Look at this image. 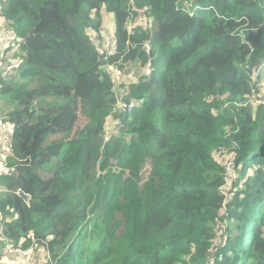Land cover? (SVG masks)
<instances>
[{"label":"trees","instance_id":"1","mask_svg":"<svg viewBox=\"0 0 264 264\" xmlns=\"http://www.w3.org/2000/svg\"><path fill=\"white\" fill-rule=\"evenodd\" d=\"M186 1L132 0L150 10L155 68L123 90L88 32L104 4L119 50L136 45L125 62L144 61L128 0H0L15 48L0 70V245L45 242L56 264H264V103L243 105L264 0H191V15ZM130 97L141 105L115 113Z\"/></svg>","mask_w":264,"mask_h":264},{"label":"clouds","instance_id":"2","mask_svg":"<svg viewBox=\"0 0 264 264\" xmlns=\"http://www.w3.org/2000/svg\"><path fill=\"white\" fill-rule=\"evenodd\" d=\"M189 2H191V4L188 5ZM182 5H183V7H182L183 11H187V12L189 11L188 13L191 15L192 11H190V10H192V8H193L192 1L191 0H187ZM129 6H132V11L134 13H132L131 11H128L129 15L126 18V24H125V27H124L127 35L129 36V35L133 34L136 28L137 29H141L146 34V37L143 38L140 41L141 50H142V52L144 54V61L139 59L140 62L142 63V71H141L140 75L138 76L137 80L135 81V83H136V82L140 81L143 78L144 79L149 78L152 75V73L154 72V68H155V65H154L155 62L154 61L155 60H154V56L152 54V36H151V33H150L152 31L151 28L153 27V22L149 18V16L148 17L146 16V15L150 14V10H149L148 7H146V8H148L147 12L141 14V12L139 11L140 9H137L133 5L132 0H128V7ZM100 10H104L106 12V14L104 16L100 17V21L102 22V28L98 32L94 31V30H91L90 32H88V35H89L90 40L95 44L96 51L98 52L99 56H102L103 59H104L103 70L107 73L111 83L113 85H117L116 82L114 81V78L116 76H118L120 73L125 72L126 67H124L122 65L124 63H126L125 61H127V60H125L124 58H125V56H126V54L128 52H130L132 49H134L136 47V45H135V43L133 41L129 40L126 43V49H124L123 51L119 50V48H118L119 44H118V39H117L118 26H117V23H116V19L114 18L113 14L107 12V8L104 6V4H103V6H102V8ZM135 14H137V15H135ZM141 18L143 19V23L142 24L138 22V19H141ZM145 18L149 19L151 21L152 26L150 28H146V23H145L146 19ZM107 28H110L111 30H113L112 45H111V48L109 50H106L104 48L103 44L96 43V42H94L91 39V35L92 34H96L98 38H101L103 31L105 29H107ZM6 33L9 34L7 31H6ZM9 35H11V34H9ZM240 35L243 37V35H244L243 32H241ZM100 47L104 48V52L103 53H99L98 48H100ZM111 56H113V60H109V57H111ZM111 67L116 70V73H112L110 71ZM128 68H129V66H127V69ZM245 68H247L246 65H245ZM254 69H256V68H254ZM251 72H252V69L250 68V78H251ZM251 81H252V79H251ZM119 102H121V103L135 102V104H134L133 109L130 112H127V111H122V110L119 109V107H118V105H119L118 103ZM141 103H142V100L140 98H137V97H130L127 101H117V109H118L117 112L119 114H130L134 109L139 107L141 105ZM113 121L116 122V124H117L118 120L113 118ZM116 124H114V125H116Z\"/></svg>","mask_w":264,"mask_h":264},{"label":"built area","instance_id":"3","mask_svg":"<svg viewBox=\"0 0 264 264\" xmlns=\"http://www.w3.org/2000/svg\"><path fill=\"white\" fill-rule=\"evenodd\" d=\"M147 10L148 8L145 7L143 9H140L139 11L141 12V14H143V13H146ZM145 21H146L145 22L146 28H150L152 26L151 21L149 19H146ZM261 25L264 26V21L261 23ZM112 35H113V30H111L110 28H107L103 31L101 38H98L96 34H92L91 39L96 43L103 44L104 48L106 50H109L112 45ZM1 42H3V46L0 45V70L4 67L15 68V56H14L15 48L13 47L14 39L12 35H9L6 33V29L4 27V19L0 15V43ZM104 48L103 47L98 48L99 53H103ZM246 67L248 68L249 65L246 64ZM263 70H264V63H262L256 69H252V72H251L252 83H253V80L255 79H258L259 81L262 79V75L260 72H262ZM110 71L112 73H116V70L112 67L110 68ZM254 90H257V89L253 88L251 94L253 93ZM261 99L262 97L257 96L252 101V105L259 106L261 103H264V102H261ZM248 102H249V99H248ZM118 104H119L118 105L119 109L123 111V108L125 107L127 103H118ZM134 104L135 102L129 103L128 109L126 111L130 112L133 109ZM10 140H11V135H10L9 130L7 129V127L3 126L2 123L0 122V145L4 149H8L10 145ZM228 157H223L221 159V165L222 166L224 165L225 168L229 171L232 165H231V162L227 159ZM221 240L225 242V238H221ZM42 244L43 245H40L37 243L35 244V246H38L40 249L39 263L40 264H44V263L52 264L51 253L47 247V244L45 242H42ZM0 250L6 254L7 256L6 261L8 264H35L36 263L31 250L29 251L26 248L24 249L21 247H13L6 239H4L3 244L0 245ZM208 264H215V262L213 259L210 258L208 260Z\"/></svg>","mask_w":264,"mask_h":264},{"label":"rangeland","instance_id":"4","mask_svg":"<svg viewBox=\"0 0 264 264\" xmlns=\"http://www.w3.org/2000/svg\"><path fill=\"white\" fill-rule=\"evenodd\" d=\"M99 14H100L99 16L102 17L106 14V12L104 10H101L99 12ZM138 22L142 24L143 19L142 18L138 19ZM0 45L3 46V42H1ZM122 66L126 67L125 72H122L118 76H116L114 78V81L116 82L117 86L122 87V89L124 90L126 85L129 87L131 84L135 83V81L137 80L138 76L140 75V73L142 71V63L140 62V60L138 58H135L133 60H129V62L124 63ZM127 66H129L128 69H127ZM260 73L262 75V79L260 81L258 79L253 80V88L257 89V90H254L252 94L250 93L251 95L249 94L247 96V99L243 103V105L250 104L251 106H253L252 101L257 96L262 97L261 102H264V70ZM248 99H249L250 103L248 102ZM119 103H121V102H119ZM128 105H129V103H127L125 105V107L123 108V111H126L128 109ZM114 112L117 113L116 108H114ZM111 115H112V113L110 115H108V117L106 118L105 123H104L105 133L106 134L108 133L109 135H111L112 133H116L119 130V128H121L120 123L116 124V122L113 121L114 115L113 116H111ZM113 123L116 124V127H113V125H114ZM2 125L7 127L8 130H10V127L7 126L6 124H2ZM5 171H6V168L2 164H0V173L5 172ZM148 171H149V165L146 164L145 168L143 169V173L147 174ZM226 194H229V193L225 192V195ZM35 244H36V241H32V242H29L25 247H24V245H22L21 248H24V249L26 248L29 251L31 250L32 254L35 258V261H36L35 264H40L39 263L40 249L38 246H35ZM51 260H52V264H56L52 253H51ZM0 264H8L6 261V257L0 258Z\"/></svg>","mask_w":264,"mask_h":264},{"label":"water","instance_id":"5","mask_svg":"<svg viewBox=\"0 0 264 264\" xmlns=\"http://www.w3.org/2000/svg\"><path fill=\"white\" fill-rule=\"evenodd\" d=\"M19 195H20V197H22L24 200H27V199H28V196H27L25 193H23V192H20Z\"/></svg>","mask_w":264,"mask_h":264}]
</instances>
